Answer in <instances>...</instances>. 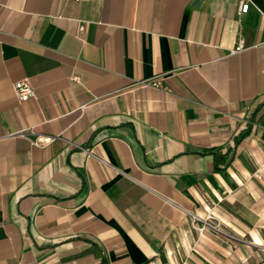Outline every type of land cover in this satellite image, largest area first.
Segmentation results:
<instances>
[{"label": "crops", "instance_id": "1", "mask_svg": "<svg viewBox=\"0 0 264 264\" xmlns=\"http://www.w3.org/2000/svg\"><path fill=\"white\" fill-rule=\"evenodd\" d=\"M249 2L0 0V264H264ZM29 129L57 139L8 137ZM207 214L223 234L190 228Z\"/></svg>", "mask_w": 264, "mask_h": 264}, {"label": "built area", "instance_id": "2", "mask_svg": "<svg viewBox=\"0 0 264 264\" xmlns=\"http://www.w3.org/2000/svg\"><path fill=\"white\" fill-rule=\"evenodd\" d=\"M250 8V2L249 0H238V9L237 13L239 15H245L247 14L248 10ZM83 28H79V33H82ZM142 87H151V88H156L159 89L161 88V83L157 79L153 80H144L138 83ZM13 90L15 94V98L18 102H25L29 99H35V91L32 85L30 84L29 80L27 78H24L13 85ZM10 138L12 137H19L27 140L30 145L34 148H44L45 146L51 144L53 141H55L57 138L52 137V136H44L42 134H39L35 132L32 129L29 130H24L17 132L15 134H12L8 136ZM81 149V148H79ZM83 150V149H82ZM88 154H91L88 152ZM103 162V161H102ZM105 163V162H103ZM111 167L110 165H108ZM115 172L119 174H123L120 170L117 168L111 167ZM251 179L260 181L264 179V154L261 155V160L257 163L255 169L253 170L251 174ZM191 217V222H190V228L194 231H196L198 234H202L203 232L206 231H211L216 234H223L220 225L218 223L213 224L212 220L213 216L211 214H207L206 218L200 222V226H198V221L195 219L192 215Z\"/></svg>", "mask_w": 264, "mask_h": 264}]
</instances>
